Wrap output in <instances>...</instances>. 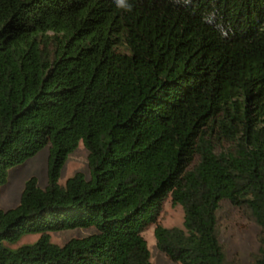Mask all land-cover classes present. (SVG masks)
<instances>
[{
    "label": "trees",
    "instance_id": "1",
    "mask_svg": "<svg viewBox=\"0 0 264 264\" xmlns=\"http://www.w3.org/2000/svg\"><path fill=\"white\" fill-rule=\"evenodd\" d=\"M128 3L0 0V185L49 145L46 185L31 176L0 209V264H152L142 233L168 197L184 212L154 227L169 261L241 264L220 240L234 208L264 264V0ZM215 127L226 151L206 138ZM79 143L88 175L60 184ZM26 233L40 236L4 246Z\"/></svg>",
    "mask_w": 264,
    "mask_h": 264
},
{
    "label": "rangeland",
    "instance_id": "2",
    "mask_svg": "<svg viewBox=\"0 0 264 264\" xmlns=\"http://www.w3.org/2000/svg\"><path fill=\"white\" fill-rule=\"evenodd\" d=\"M218 119H223V115L218 116ZM206 138L214 143L217 152L226 151L233 144L217 127L213 128L211 132L209 131ZM48 147L49 145H46L21 164L13 166L8 170L5 183L0 185V209H9L18 203L24 183L31 176L36 177L40 187L46 185ZM198 161V155H195L187 169L194 167ZM77 172H81L86 176L88 175L87 150L82 143H79L77 148L67 156L60 170L59 183L63 184L68 177L73 176ZM237 211V209L231 208L230 216L222 222L220 240L225 245L228 257L235 255L241 264H251V253L255 252L258 246L257 233L259 228ZM183 218L184 212L182 207L173 204L171 198L168 197L162 206L156 223L149 225L143 231L142 235L150 251V261L152 264H179L169 261L156 248L154 227L156 224H161L165 227H181ZM92 229L94 228L53 231L49 233L50 241L61 246L70 238H81L92 233ZM39 236V233L21 234L18 239L12 242H4V246L15 250L20 246L34 243Z\"/></svg>",
    "mask_w": 264,
    "mask_h": 264
},
{
    "label": "clouds",
    "instance_id": "3",
    "mask_svg": "<svg viewBox=\"0 0 264 264\" xmlns=\"http://www.w3.org/2000/svg\"><path fill=\"white\" fill-rule=\"evenodd\" d=\"M116 4L119 8L124 9L126 11L131 10V5L128 3V0H116Z\"/></svg>",
    "mask_w": 264,
    "mask_h": 264
}]
</instances>
